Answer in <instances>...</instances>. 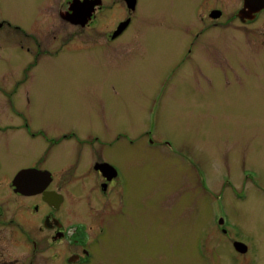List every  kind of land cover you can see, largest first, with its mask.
Wrapping results in <instances>:
<instances>
[{
    "label": "rangeland",
    "instance_id": "rangeland-1",
    "mask_svg": "<svg viewBox=\"0 0 264 264\" xmlns=\"http://www.w3.org/2000/svg\"><path fill=\"white\" fill-rule=\"evenodd\" d=\"M202 1L139 0L133 24L112 45L100 36L126 20L125 0H105L99 35L61 19L63 0H0V18L53 49L68 42L58 57L40 61L25 88L32 106L22 108L32 123L54 136L74 127L84 141L96 133L95 152L127 162L124 213L102 218L99 207L90 223L113 225L109 237L128 256L156 252L147 258L175 264L183 244L223 217L237 223V236L264 264V57L255 37L199 19ZM0 40V77L11 83L37 50L28 53L31 41L20 35ZM24 90L18 96L25 101ZM2 105L7 109L0 97V116ZM35 142L11 140L10 157H41ZM61 143L55 161L88 158L74 142ZM222 257L238 261L228 247Z\"/></svg>",
    "mask_w": 264,
    "mask_h": 264
},
{
    "label": "flooded vegetation",
    "instance_id": "flooded-vegetation-1",
    "mask_svg": "<svg viewBox=\"0 0 264 264\" xmlns=\"http://www.w3.org/2000/svg\"><path fill=\"white\" fill-rule=\"evenodd\" d=\"M52 1L44 0L42 6ZM134 2V7L130 8L125 0L126 20L115 24L109 34L100 36L105 45L116 43L130 29L139 0ZM107 10L105 0H63L58 15L83 28V33L88 30L99 32V35L98 29L104 23L101 15ZM197 15L204 23L224 25V31L238 30L245 37H255L256 43L260 44L257 56L264 57V0H204ZM73 18L78 22L74 23ZM44 19L42 22L46 23ZM122 26L125 27L123 30ZM2 33L12 38L20 35L30 39L27 52L35 49L37 56L34 62L25 65L22 78L3 83L5 77H0V97L7 102V109L1 106L0 116V264H160L159 256L156 260L147 258L155 257L156 252L142 251L140 256H128L124 253L128 252L126 245L117 244L109 237L115 233L113 225L106 222L93 225L88 221L89 217L97 215L99 207L102 218L124 213L127 202L121 194L127 186V162L103 159L95 152L96 133L88 134L86 141L80 139L81 135L74 127L50 135L42 125L35 126L22 108L32 106L25 88L40 61L58 57L67 49L64 46L68 42L61 41L64 46L53 49L47 42L38 40L36 34H30L5 18H0V35ZM100 37H92L94 43H100ZM0 44L5 48L3 43ZM21 89L26 90L25 101L18 96ZM7 113L10 122L4 119ZM16 120L20 122L19 126L13 124ZM37 139L40 143L35 142L34 146L40 148L41 157L20 162L10 157L11 140ZM62 141L74 142L80 155L85 152L88 158L80 156L73 161H55L53 148L60 147ZM85 193L87 203H83ZM104 200L105 204H102ZM115 200L119 207L114 204ZM211 226L204 228L205 233L192 244L182 245L186 253L175 255V264H226L222 257L224 247L237 256L235 264H258L259 259L251 245L237 236V223L218 221ZM126 234L131 235V232ZM238 243L244 247H238ZM108 252L112 254L109 256Z\"/></svg>",
    "mask_w": 264,
    "mask_h": 264
},
{
    "label": "water",
    "instance_id": "water-1",
    "mask_svg": "<svg viewBox=\"0 0 264 264\" xmlns=\"http://www.w3.org/2000/svg\"><path fill=\"white\" fill-rule=\"evenodd\" d=\"M126 2L129 4L130 8H133L134 5H135L134 0H126ZM70 19H71V18H70ZM72 20H73L74 23L78 22V21H76V19H74V18H73ZM125 26H126V25H125ZM121 28H122V30H123V28H125V27L122 26ZM27 173H28V172H27ZM36 173H37V172H36ZM33 174H35V172H33ZM220 221L223 222V219H220ZM237 245H238V247H240V246H243L244 244L238 243ZM243 247H244V246H243ZM240 252H243V251H241V249H240Z\"/></svg>",
    "mask_w": 264,
    "mask_h": 264
}]
</instances>
